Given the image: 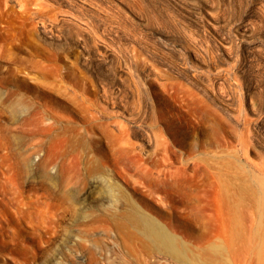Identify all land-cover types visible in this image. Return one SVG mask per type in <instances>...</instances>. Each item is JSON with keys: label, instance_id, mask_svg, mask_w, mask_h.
I'll return each mask as SVG.
<instances>
[{"label": "rangeland", "instance_id": "374dc122", "mask_svg": "<svg viewBox=\"0 0 264 264\" xmlns=\"http://www.w3.org/2000/svg\"><path fill=\"white\" fill-rule=\"evenodd\" d=\"M67 1L45 0L58 24L0 13V264H182L111 220L110 200L78 207L57 197L39 171L50 161L56 174L70 150L109 165L132 202L188 246L199 190L214 218L219 205L239 216L252 264H264V0ZM102 85L143 114L146 130L162 131L167 152L145 147L139 129L120 147L125 111L103 102ZM168 118L187 140H171ZM75 129L87 132L85 145L67 142ZM137 159L178 169L177 186L148 187ZM218 227L213 219L212 234Z\"/></svg>", "mask_w": 264, "mask_h": 264}, {"label": "bare ground", "instance_id": "6f19581e", "mask_svg": "<svg viewBox=\"0 0 264 264\" xmlns=\"http://www.w3.org/2000/svg\"><path fill=\"white\" fill-rule=\"evenodd\" d=\"M12 1H15L18 5L16 10L12 6ZM49 6L51 5H48L45 0H0V13H8L9 15L16 12L19 18H37L43 25L49 20L51 24H53V22H59L57 15L59 13L55 12V9L48 8ZM61 11L63 10L61 9ZM49 28L51 27L49 26ZM213 94H215V92ZM100 95L104 103H109L113 108L119 106V109L123 110L122 114H124L125 111V115L122 116L125 122L117 121L115 123L114 121L120 134L119 140L122 142L120 146L122 149L128 144V136L136 134V129H139L141 130V139L144 140L145 147H151L153 144H156L159 146L162 154L167 152L168 144L164 142L165 137L162 131L150 132L146 130L141 123L143 114H141L140 111L137 113L129 112L121 103L119 97L116 96V93L110 92L105 85L101 86ZM215 96L217 95H214V97ZM191 110L189 111L191 112ZM91 112L90 115L93 114H91ZM191 114H195L193 110ZM201 114L200 116H202ZM93 116L95 117V115ZM193 116L196 117V115ZM164 128L171 135V140L175 142L187 140L190 136L189 130L183 126L181 121L177 122L174 119L168 118L165 121ZM84 131L82 132L81 129H75V132L73 131V139L67 140V142L71 145H73L74 142H78L82 145L81 142H83V145H85L86 140L83 139V134H87V132ZM69 154L70 157L68 162L63 163L56 174L48 169L49 164H51L50 161H48L47 164L44 163L45 165L39 171V177L43 182L48 183L50 187L57 191L56 195L60 200H70L78 205V207L89 205L91 199L95 196L110 200L112 203L109 204V218L117 224H126L135 227L138 232L137 234L145 241L144 243L143 240L138 237L146 248L145 250L152 253V255H161L163 258L172 259L174 262L176 261L182 264H252L254 254L250 234L246 233L245 227L234 211L228 214L225 212L222 213L219 205L218 214L214 218V215L208 212L209 205L204 201L203 193H200L199 190L192 192L187 224L190 238L193 239L194 242H192L190 246L185 245L179 240L177 234L170 233L163 223L156 221L149 215L150 213H147V211L145 212L144 209H141L132 202L131 198L124 192L121 182L110 173V169L108 168L109 165L101 161L93 163L92 159H89L87 163L83 158V154H79L77 151L70 150ZM81 159L83 161V166L81 165L82 162H80ZM117 162L118 161L114 163L115 167H117ZM133 162L135 163V169L140 178L147 180L148 187H151L152 184L155 183L159 190L160 185L166 188H174L177 184L176 172L178 169L169 166L153 171L139 159ZM86 164L88 166H86ZM77 165L80 166L83 171L76 168ZM75 169L78 171H74ZM111 171L116 172V169L111 168ZM96 174L100 176L93 180L92 177L96 176ZM58 176L61 178L60 184L57 182ZM87 183L88 190H86V188L82 193L79 192V187H85ZM217 195L231 199L232 196L236 194L230 193L229 190H221ZM121 197H124L122 198L123 200H121ZM213 219L218 223L219 227L218 230L212 234L209 226ZM250 222H253L251 215ZM199 238L202 239L201 244L197 242ZM237 241L240 242L241 245H238ZM240 248H245L247 251L240 250ZM259 259V257H256V260Z\"/></svg>", "mask_w": 264, "mask_h": 264}]
</instances>
